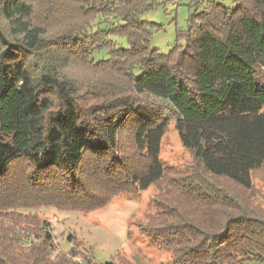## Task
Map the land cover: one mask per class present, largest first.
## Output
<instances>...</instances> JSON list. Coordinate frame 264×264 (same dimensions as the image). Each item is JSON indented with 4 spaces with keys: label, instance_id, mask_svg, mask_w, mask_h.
<instances>
[{
    "label": "trees",
    "instance_id": "obj_1",
    "mask_svg": "<svg viewBox=\"0 0 264 264\" xmlns=\"http://www.w3.org/2000/svg\"><path fill=\"white\" fill-rule=\"evenodd\" d=\"M157 5L0 0V264H88L31 211L92 212L159 184L171 121L193 172L140 233L171 264H264V0L208 1L167 54L140 19Z\"/></svg>",
    "mask_w": 264,
    "mask_h": 264
},
{
    "label": "rangeland",
    "instance_id": "obj_2",
    "mask_svg": "<svg viewBox=\"0 0 264 264\" xmlns=\"http://www.w3.org/2000/svg\"><path fill=\"white\" fill-rule=\"evenodd\" d=\"M210 0H156L158 5L141 14L143 22L153 23L160 29L154 31L150 47L167 54L176 42L178 31L187 28L190 14L204 10ZM230 7L232 0H216ZM177 2V5L174 3ZM113 15L107 21L114 20ZM103 28V25H100ZM158 27V28H159ZM97 26H93L96 30ZM116 48H128L124 37L112 36ZM108 58L106 50L95 52L92 60L103 61ZM264 114V106L260 110ZM160 162L167 168L166 178L157 185L133 194L120 193L110 202L92 212L58 210L53 207H39L31 211L50 224L55 244L62 252L71 249L76 254L75 261L89 260L88 264L117 263V258L129 264H171L167 251L153 246L151 241L139 231V226L159 218L162 195L175 194V187L190 180L193 172L191 155L182 147L174 123L166 128L160 146ZM264 172L253 174L255 188H261ZM172 187V189H170ZM264 207V202L259 201ZM71 238L72 242L68 241Z\"/></svg>",
    "mask_w": 264,
    "mask_h": 264
},
{
    "label": "built area",
    "instance_id": "obj_3",
    "mask_svg": "<svg viewBox=\"0 0 264 264\" xmlns=\"http://www.w3.org/2000/svg\"><path fill=\"white\" fill-rule=\"evenodd\" d=\"M174 5H177V2H176V3H174Z\"/></svg>",
    "mask_w": 264,
    "mask_h": 264
}]
</instances>
